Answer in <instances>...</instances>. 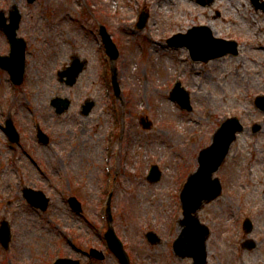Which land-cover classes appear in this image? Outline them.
Listing matches in <instances>:
<instances>
[{
  "label": "rangeland",
  "instance_id": "obj_1",
  "mask_svg": "<svg viewBox=\"0 0 264 264\" xmlns=\"http://www.w3.org/2000/svg\"><path fill=\"white\" fill-rule=\"evenodd\" d=\"M16 2L24 11L20 32L29 37L32 54L16 104L9 80L0 73V109L7 113L12 108L14 115L17 111L26 135L30 130L33 134L30 117L35 115L51 131L54 142L46 148L33 144L32 159L22 152L6 157L8 164L0 171V197L9 183L15 186L16 178L25 176L20 173L25 169L30 184L44 187L52 195L53 206L44 217L35 216L30 221L23 218L25 213L15 210L20 207L18 201L4 208L17 222V237L7 254L17 264H52L58 253H72L67 233L74 234L79 246H104L103 236L95 232L100 221L99 198L105 200L108 196L102 189L106 177L104 140L110 122L120 118L113 155L117 172L111 186L113 223L118 234L131 248L135 264H191L189 259L177 258L173 253L172 238L177 230L167 232L171 215L182 213L176 188L196 168L198 152L211 141L215 126L226 116L238 115L246 130L233 145L221 172L224 193L206 205L201 217L213 228L209 264L262 261L261 247L237 255L235 234L223 230L231 226L230 215L240 213L239 208L257 220V234L262 230L264 111L256 107L255 97L264 92V12L257 10L251 0H216L211 6L195 0H37L31 6L26 0ZM144 6L150 16L140 30L135 13ZM215 9L221 10V17L215 18ZM99 20L107 24L120 48L118 59L110 62L118 69L120 98L113 90L110 96L104 91L108 82L102 74L105 50L97 47V41H101ZM199 23H210L219 35L237 38L240 53L197 62L186 47L168 46L167 38L173 33ZM75 53L86 56L89 64L77 84L68 87L58 81L56 71ZM109 79L111 84V72ZM176 79L191 92L192 111L181 109L170 99ZM56 94L74 100L63 115L56 114L50 104ZM87 96L97 103L88 117L80 112ZM144 115L153 121L152 128L143 127L140 118ZM254 123L261 125L258 131H253ZM0 139L4 144L1 131ZM24 143H30L26 136ZM152 161L164 171L157 183L147 180ZM70 189L83 201L84 215L75 214L62 201L61 194H70ZM259 209L261 213L257 214ZM28 214L34 215L32 211ZM159 215H164L166 241L151 246L143 240L142 227L150 221L158 224ZM154 227L158 229V225ZM97 262L120 264L110 251L103 262ZM0 264H8V258Z\"/></svg>",
  "mask_w": 264,
  "mask_h": 264
},
{
  "label": "water",
  "instance_id": "obj_2",
  "mask_svg": "<svg viewBox=\"0 0 264 264\" xmlns=\"http://www.w3.org/2000/svg\"><path fill=\"white\" fill-rule=\"evenodd\" d=\"M261 6L264 7V4H261ZM146 16L145 14L143 22L146 20ZM172 43L176 45H188L194 57L203 59L223 54L228 50L235 51V46L212 38L210 30L206 27H195L186 35H176L172 39ZM112 52L114 51L112 50ZM112 55L115 57L114 53H112ZM177 97L184 105H188V96L185 98L181 96ZM238 129H240V126L237 122H234V120H230L223 127L222 131L217 135L215 143L210 148L203 151L201 155V168L192 176L183 195L185 212L187 215L184 222H186L188 226L185 228L181 240L184 239V241H188L189 246L185 248V251L187 254H194L198 264H203L204 262L205 247L203 244L199 245L200 241L197 235L199 227L195 219L196 216L193 215L192 212L197 211V209L202 206L204 199L210 200L219 193L220 187L218 183L216 181L213 182L210 177L212 172L217 169L224 158L231 141L235 137L234 133ZM193 224H195V226ZM202 241L204 242V240Z\"/></svg>",
  "mask_w": 264,
  "mask_h": 264
}]
</instances>
